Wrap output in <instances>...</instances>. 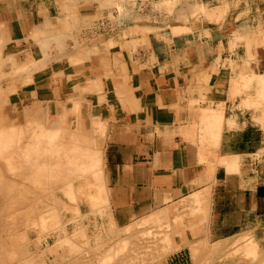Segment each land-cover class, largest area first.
Wrapping results in <instances>:
<instances>
[{
	"label": "crops",
	"instance_id": "obj_1",
	"mask_svg": "<svg viewBox=\"0 0 264 264\" xmlns=\"http://www.w3.org/2000/svg\"><path fill=\"white\" fill-rule=\"evenodd\" d=\"M22 1L0 0V69L16 67L20 45L33 43L12 68L28 73L50 35L60 59L43 66L40 79L26 74L35 86L10 102L54 101L59 116L74 107L103 164L116 219L154 216L145 223L160 240L155 235L158 253L149 252L161 256L148 264H193L196 247L264 232V0H40L37 8ZM84 5L97 27L94 47L74 31L82 22L75 8ZM69 29L74 44L64 53ZM51 73L75 84L54 75L53 82ZM86 106L105 121L106 168L91 135V124L101 126Z\"/></svg>",
	"mask_w": 264,
	"mask_h": 264
},
{
	"label": "bare ground",
	"instance_id": "obj_2",
	"mask_svg": "<svg viewBox=\"0 0 264 264\" xmlns=\"http://www.w3.org/2000/svg\"><path fill=\"white\" fill-rule=\"evenodd\" d=\"M46 38L38 43L44 59L26 68L29 75L60 59L52 43L57 37ZM24 70L0 69V264H148L159 257L149 252L160 240L149 226L154 216L123 225L113 216L103 164L74 107L59 116L38 98L20 113L10 102L20 83L31 82ZM204 246L192 252L193 264H264V235L243 232Z\"/></svg>",
	"mask_w": 264,
	"mask_h": 264
},
{
	"label": "rangeland",
	"instance_id": "obj_3",
	"mask_svg": "<svg viewBox=\"0 0 264 264\" xmlns=\"http://www.w3.org/2000/svg\"><path fill=\"white\" fill-rule=\"evenodd\" d=\"M51 2H53L54 0H50ZM68 1V0H67ZM40 2V0H23L22 1V4H23V7H25V8H30V6L31 5H33L35 8H37V5H38V3ZM147 2H152L151 0H147ZM154 4V3H153ZM4 8V7H3ZM81 10H82V12H80L79 11V8H78V6H77V9L75 8V11H76V17H77V20H79V19H81L82 20V22H80V21H77L78 22V24H76V28H74V31H78V38H79V40L81 39V41H83V40H85L86 38H88V40H89V42H90V44H92V46L94 45V41H93V38H95V36H96V23H95V21L94 22H92V20L89 18H86V14L88 13V12H86V10L87 9H91V5H84V6H82L81 8H80ZM167 10V9H166ZM52 12H53V15H55L56 14V9H55V7H53V10H52ZM88 14H90V12L88 13ZM41 15V14H40ZM63 15V14H62ZM54 17V16H53ZM55 17H57L56 15H55ZM86 19H88V21L86 20ZM56 18H52L51 19V22L49 23L50 25H56ZM85 22V23H84ZM104 24H105V22H104ZM66 35H65V37L63 38V45H62V52H64V53H68V52H70L71 51V49L73 48V44H74V38H72V36L69 34V33H71V30L69 29V30H67L66 32ZM33 44V43H32ZM32 44H28V43H25V42H23L21 45H20V47H19V50H18V55L16 56V57H13V59L16 61V67H11V73L9 74V75H11V74H14V72H13V70H12V68H19V63H23V62H25V60H26V57L25 56H23L22 55V53L23 52H25V51H27L28 49H29V47L32 45ZM32 47V46H31ZM94 47V46H93ZM97 47L95 46V48L94 49H96ZM40 48H35V50H37V54L36 55H34L35 57H36V60H39V59H41V52L40 53H38V50H39ZM50 50H49V52H50V54H53L54 52L52 51V50H54L53 49V45L51 44V46H50V48H49ZM56 52H58V50L57 51H55V53ZM34 57V58H35ZM36 60H35V63H36ZM65 60H66V63H65V66H67V64H68V60L65 58ZM48 67V66H47ZM68 67H70V66H68ZM30 68H33V66L32 67H30L29 66V69ZM47 69V68H46ZM46 69H44V70H42L41 68L39 69V70H36V69H32V70H34V72H33V76H35L37 79H40V78H42L43 77V72L46 70ZM15 71V70H14ZM67 72V71H66ZM68 73V72H67ZM15 75V74H14ZM53 75H54V77L57 75V74H53V73H51V81H55V80H57V81H60L61 83H65L66 81H68V83H70V84H75V80H72L71 78H70V80H67V78H66V76H64V75H58V76H56L55 77V80H54V77H53ZM58 78H59V80H58ZM69 79V78H68ZM18 83H20V81H18ZM17 83V84H18ZM35 85H34V83H29L28 85H21V83H20V85H18L17 86V90H20V91H22V90H26V89H28V90H31L33 87H34ZM24 88V89H23ZM49 89L50 88H46V89H44L43 91H44V93H48L49 92ZM71 105L72 103H71V101H66L65 103H62V104H60V105ZM22 107L23 106H19L18 107V110H19V112L21 113V111H22ZM59 107H66V106H59ZM67 107H71V106H67ZM54 108H56V103L53 101V103L51 104V109H53L54 110ZM86 114L88 115V116H92L93 117V119H97V122L99 121V123H100V126H101V131L98 129V126H96V125H92L91 124V127H92V131H91V135H92V137H93V140L95 141V140H98L99 141V144H100V146H101V150L103 151V162H104V166H105V168L108 166V164H107V159H106V126H105V121H104V119L98 114V112H97V110H96V106H86ZM95 119V120H96ZM96 126V127H95ZM119 211H113V216L115 217V219L118 217V215H119ZM112 216V217H113ZM119 217H121L120 215H119ZM124 222H126V223H124ZM121 223H122V225L123 224H127L128 223V220H125V221H121ZM121 225V224H120ZM137 225V224H136ZM135 225V227H137ZM134 229H137V228H134ZM264 235V232H258L257 233V237H260V236H263ZM110 241H112L111 239H110ZM83 241H81V243H80V245H81V247H83L84 246V244L82 243ZM85 247V246H84ZM125 251V250H124ZM123 254H125V253H123Z\"/></svg>",
	"mask_w": 264,
	"mask_h": 264
}]
</instances>
